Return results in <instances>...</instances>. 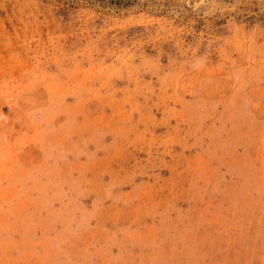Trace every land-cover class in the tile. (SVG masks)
Masks as SVG:
<instances>
[{
  "label": "rangeland",
  "instance_id": "1",
  "mask_svg": "<svg viewBox=\"0 0 264 264\" xmlns=\"http://www.w3.org/2000/svg\"><path fill=\"white\" fill-rule=\"evenodd\" d=\"M0 264H264V0H0Z\"/></svg>",
  "mask_w": 264,
  "mask_h": 264
},
{
  "label": "trees",
  "instance_id": "2",
  "mask_svg": "<svg viewBox=\"0 0 264 264\" xmlns=\"http://www.w3.org/2000/svg\"><path fill=\"white\" fill-rule=\"evenodd\" d=\"M122 1V0H121ZM125 2H127V1H130V0H124Z\"/></svg>",
  "mask_w": 264,
  "mask_h": 264
}]
</instances>
